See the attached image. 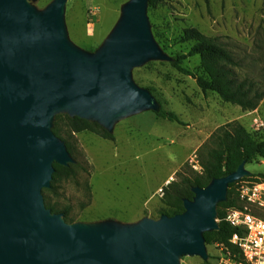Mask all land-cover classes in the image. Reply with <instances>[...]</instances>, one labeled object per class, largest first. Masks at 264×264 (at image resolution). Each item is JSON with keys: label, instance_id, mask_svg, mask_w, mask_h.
I'll list each match as a JSON object with an SVG mask.
<instances>
[{"label": "water", "instance_id": "1", "mask_svg": "<svg viewBox=\"0 0 264 264\" xmlns=\"http://www.w3.org/2000/svg\"><path fill=\"white\" fill-rule=\"evenodd\" d=\"M34 0H0V264H179L207 259L204 232L218 229L217 205L230 183L249 176L245 162L205 187L191 188L183 211L132 224L111 220L66 222L46 207L53 164L75 160L53 131L66 114L96 122L109 133L116 122L160 109L132 79L148 61H171L155 42L148 0H128L103 43L82 50L67 38L68 0L43 9Z\"/></svg>", "mask_w": 264, "mask_h": 264}, {"label": "rangeland", "instance_id": "2", "mask_svg": "<svg viewBox=\"0 0 264 264\" xmlns=\"http://www.w3.org/2000/svg\"><path fill=\"white\" fill-rule=\"evenodd\" d=\"M51 1L34 0L31 4L43 9ZM127 1L68 0V40L79 49L94 51L112 30ZM147 17L155 42L168 56L187 53L193 42L183 43L179 38L183 29L195 28L218 37L236 57V77H246L264 88L261 0H161L147 7ZM182 66L201 74L197 55L186 58ZM132 79L179 121L143 111L116 122L114 140L90 131L75 133L74 174L57 182L56 193L48 195L54 210H67L72 223L111 220L132 224L145 217L158 219L167 207L163 189L179 180L178 174L202 172L197 151L226 123L236 121L257 140L264 141V96L256 108L243 110L214 92L202 91L193 78L180 73L169 61H148L135 67ZM255 120L263 125L257 127ZM245 169L250 174L237 183L234 194L241 208L264 219V159L245 164ZM213 245L205 243L206 260L182 256L179 264H214L212 255L217 251Z\"/></svg>", "mask_w": 264, "mask_h": 264}, {"label": "trees", "instance_id": "3", "mask_svg": "<svg viewBox=\"0 0 264 264\" xmlns=\"http://www.w3.org/2000/svg\"><path fill=\"white\" fill-rule=\"evenodd\" d=\"M264 3V0H261ZM161 0H148V7L157 5ZM181 42H193L186 54L172 57L170 64L180 73L190 76L202 91L216 93L221 100L236 104L243 110H253L264 96V88L260 84L248 78L236 77L233 67L239 65L236 57L219 41L218 37L207 36L195 28L183 29ZM199 56L201 74L197 75L182 66L183 61L191 56ZM157 116L169 121L178 122L177 116L170 111L159 109L155 112ZM53 133L66 145L68 152L75 158L74 134L82 131H90L101 137L114 140L109 133L96 122H91L79 117H70L66 114L55 117ZM199 164L202 172L190 175H181L163 189V198L166 208L161 210L160 215L172 216L183 211V200L191 199L194 186L205 187L212 179L225 176L233 172L241 162L250 164L256 159H264V141L257 140L252 133L247 131L240 123L232 121L226 123L214 131L209 140L197 151ZM77 164L67 167L53 164L51 186L43 189L45 205L52 212L61 213L66 222H71L67 210L55 211L48 202L49 194L56 193V183L62 179L73 176ZM262 179L264 175L262 174ZM247 178V177H244ZM237 182L230 183L227 190L226 201L217 205L218 229L204 232L203 237L206 244L225 243L236 232V229L225 221V215L229 209H242L238 204V198L234 194ZM234 248V247H232ZM202 264H208L206 261Z\"/></svg>", "mask_w": 264, "mask_h": 264}, {"label": "built area", "instance_id": "4", "mask_svg": "<svg viewBox=\"0 0 264 264\" xmlns=\"http://www.w3.org/2000/svg\"><path fill=\"white\" fill-rule=\"evenodd\" d=\"M255 123L257 127L263 125L256 120ZM225 221L236 232L228 239L229 245L214 243V264H264V219L242 208L227 210Z\"/></svg>", "mask_w": 264, "mask_h": 264}]
</instances>
